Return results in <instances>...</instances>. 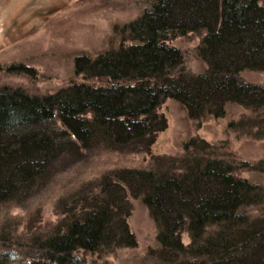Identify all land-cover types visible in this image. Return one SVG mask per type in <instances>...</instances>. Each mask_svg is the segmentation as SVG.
<instances>
[{"label":"trees","instance_id":"16d2710c","mask_svg":"<svg viewBox=\"0 0 264 264\" xmlns=\"http://www.w3.org/2000/svg\"><path fill=\"white\" fill-rule=\"evenodd\" d=\"M148 3L136 19L114 27L116 47L74 59L80 81L45 96L0 87V214L44 191L60 160L149 151L167 127L159 112L167 99L192 120L220 118L226 105H241L254 116L233 127L262 130L264 85L240 73L264 71V0ZM188 35L200 38L195 51L205 68L198 74L184 69L170 43ZM241 170L264 173V160L235 163L192 137L181 155L110 171L70 193L58 224L30 235L24 246L33 252L16 264H74L78 252L134 247L129 197L139 198L155 223L157 248L149 253L160 264H264V216L247 212L264 203V187ZM6 223L0 241L9 243Z\"/></svg>","mask_w":264,"mask_h":264},{"label":"rangeland","instance_id":"374dc122","mask_svg":"<svg viewBox=\"0 0 264 264\" xmlns=\"http://www.w3.org/2000/svg\"><path fill=\"white\" fill-rule=\"evenodd\" d=\"M150 0H0V87L21 88L30 95L53 94L72 82L74 59L79 55H96L118 45L114 27H121L140 16ZM200 38L195 35L171 40L182 53V65L198 74L205 64L195 48ZM27 71L20 72L16 69ZM243 81L264 85V71H243ZM167 127L157 133L149 151L120 154L93 151L83 157L65 159L56 164L48 187L23 206H11L0 214V229H12V240L0 241V264L28 260L32 250L24 244L37 233H48L63 217V202L72 192L113 170L149 168L161 157L182 154L187 139L201 137L215 146L227 160L253 165L264 160V108L260 111V128L233 127L244 118L254 116L237 104L226 105L223 117L188 118L185 109L172 99L159 106ZM58 165V166H57ZM264 187V173L240 172ZM67 202V199H66ZM127 223L136 245L122 247L108 254H75L74 264H160L150 255L156 249V226L147 207L139 198L129 197ZM251 216H264V203L247 210ZM5 213V214H4ZM183 242L187 239L183 237ZM7 260V261H6Z\"/></svg>","mask_w":264,"mask_h":264}]
</instances>
